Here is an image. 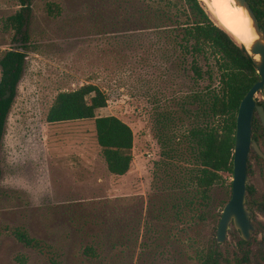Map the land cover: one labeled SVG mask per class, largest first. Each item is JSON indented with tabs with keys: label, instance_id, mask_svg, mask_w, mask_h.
<instances>
[{
	"label": "rangeland",
	"instance_id": "obj_1",
	"mask_svg": "<svg viewBox=\"0 0 264 264\" xmlns=\"http://www.w3.org/2000/svg\"><path fill=\"white\" fill-rule=\"evenodd\" d=\"M140 5V0H32L31 44L0 157V264H49L46 255L15 238V228L52 246L64 264H200L195 244L217 241L222 211L232 196L230 174L213 187L206 222L179 243L159 238L157 252L155 246H143L154 244L156 233L147 232L144 222L167 174L160 164L158 114L180 111L193 81L182 66L175 67L168 40L136 25L134 11ZM18 10V0H0V59L15 47L6 19ZM211 65L216 73L214 60ZM1 72L0 66V80ZM87 83L109 97L97 115L118 116L134 132V161L124 176L109 172L94 120L47 122L59 92ZM262 233L259 228L253 235L255 249ZM240 238L231 225L219 244L234 252ZM90 244L100 249L101 258L83 254Z\"/></svg>",
	"mask_w": 264,
	"mask_h": 264
},
{
	"label": "trees",
	"instance_id": "obj_2",
	"mask_svg": "<svg viewBox=\"0 0 264 264\" xmlns=\"http://www.w3.org/2000/svg\"><path fill=\"white\" fill-rule=\"evenodd\" d=\"M18 1L20 10L6 19L15 33V47L0 59V157L8 116L31 44L32 0ZM140 1L141 5L134 11L136 25L142 31L156 32L159 39L168 40L175 67L182 66L193 81L182 100L181 110L161 112L157 118L160 164L167 167V174L163 177V187H159V192L151 200L149 215L144 222L147 232L156 233L154 244L143 243L144 247L152 249L164 236L179 243L185 234L207 221L213 187L224 181V174L234 175L239 107L260 76L247 48L216 21L212 13L211 16L202 0ZM248 1L263 27L264 0ZM212 60L217 74L211 65ZM202 81L207 84L203 85ZM108 102L107 93L93 83L61 91L47 113V122L94 120L97 142L109 172L124 176L134 161V132L118 116L97 115V111L107 107ZM181 127H185L184 132ZM1 174L0 167V177ZM163 193L166 195L158 196ZM179 225H183L182 229ZM13 234L26 248L46 255L49 264H64L62 254L31 236L26 229L15 228ZM195 240L191 238V244H195ZM199 241L195 244L199 246L195 254L200 264L248 262L250 242L240 239L236 251L226 252L216 240L208 246H202ZM113 246L117 247L115 242ZM159 247L155 246L153 251L157 252ZM178 253L184 256L182 250ZM83 254L92 260L101 258V251L94 244L85 246Z\"/></svg>",
	"mask_w": 264,
	"mask_h": 264
},
{
	"label": "water",
	"instance_id": "obj_3",
	"mask_svg": "<svg viewBox=\"0 0 264 264\" xmlns=\"http://www.w3.org/2000/svg\"><path fill=\"white\" fill-rule=\"evenodd\" d=\"M234 1L249 16L251 27L256 35L250 48L246 47L243 43L241 44L247 48L249 55L253 59L260 80L251 87L243 98L237 115L232 196L222 211L217 229L216 239L220 244L224 243L228 238L231 225H234L241 231L242 238L246 241L251 240L256 229L251 218L252 213L246 206L247 185L249 182L248 154L251 143L253 114L257 106L256 95L259 92L264 94V26L260 25L248 0ZM259 110L264 120L263 108L259 107Z\"/></svg>",
	"mask_w": 264,
	"mask_h": 264
},
{
	"label": "flooded vegetation",
	"instance_id": "obj_4",
	"mask_svg": "<svg viewBox=\"0 0 264 264\" xmlns=\"http://www.w3.org/2000/svg\"><path fill=\"white\" fill-rule=\"evenodd\" d=\"M258 94L259 96L256 95L257 106L253 114L251 143L248 154L249 182L246 196V206L252 213L251 218L256 227L255 231L259 228L264 229V222L257 217L260 215L264 220V120L259 110V107H262L264 111V94L262 92ZM238 231L242 237L241 231L239 229ZM252 241L253 236L251 240L246 241L250 242L248 248L250 255L248 256V262L244 264H264V233H262L260 243L256 249L252 246Z\"/></svg>",
	"mask_w": 264,
	"mask_h": 264
},
{
	"label": "bare ground",
	"instance_id": "obj_5",
	"mask_svg": "<svg viewBox=\"0 0 264 264\" xmlns=\"http://www.w3.org/2000/svg\"><path fill=\"white\" fill-rule=\"evenodd\" d=\"M209 10L222 26L228 29L235 39L250 48L256 35L251 27L249 16L234 0H204ZM232 2L233 4H230Z\"/></svg>",
	"mask_w": 264,
	"mask_h": 264
}]
</instances>
